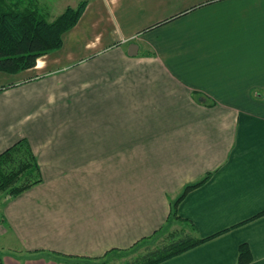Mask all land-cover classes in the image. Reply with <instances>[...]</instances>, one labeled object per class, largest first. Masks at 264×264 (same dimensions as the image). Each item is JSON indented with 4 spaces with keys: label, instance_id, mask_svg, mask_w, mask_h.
I'll list each match as a JSON object with an SVG mask.
<instances>
[{
    "label": "crops",
    "instance_id": "obj_1",
    "mask_svg": "<svg viewBox=\"0 0 264 264\" xmlns=\"http://www.w3.org/2000/svg\"><path fill=\"white\" fill-rule=\"evenodd\" d=\"M63 40L0 72V154L27 139L42 171L3 200L0 264L131 249L203 179L176 212L210 239L161 264H264V0H89Z\"/></svg>",
    "mask_w": 264,
    "mask_h": 264
},
{
    "label": "trees",
    "instance_id": "obj_2",
    "mask_svg": "<svg viewBox=\"0 0 264 264\" xmlns=\"http://www.w3.org/2000/svg\"><path fill=\"white\" fill-rule=\"evenodd\" d=\"M87 6L88 0H83L76 8L68 7L61 16L50 22L32 3L0 0V72L18 74L33 69L41 57L61 49L64 35L79 23ZM205 180L187 186L174 202L170 220L176 218L181 221L183 226L180 230L167 233L156 247H149L143 255L120 264H161L207 242L210 238L200 237L195 225L179 217L176 212L187 194ZM41 182V167L29 140L21 139L0 154V194L16 197ZM152 238L143 242H151ZM138 246L112 250L102 258L86 259L85 264H95L106 258L114 260ZM252 261L250 246L242 244L238 264H251Z\"/></svg>",
    "mask_w": 264,
    "mask_h": 264
},
{
    "label": "rangeland",
    "instance_id": "obj_3",
    "mask_svg": "<svg viewBox=\"0 0 264 264\" xmlns=\"http://www.w3.org/2000/svg\"><path fill=\"white\" fill-rule=\"evenodd\" d=\"M81 1L83 0H25L26 3H32L33 6L38 8L40 13L50 22L55 21L68 7L76 8ZM4 198L5 195L0 194V207H2ZM171 219L172 220H170V223L164 227V230L157 234V236L154 237L151 242H143L137 248L114 260L111 258H106L104 260L95 262V264H102L106 262H108V264H120L123 262L132 261L138 256L143 255L146 253L147 248L156 247L163 240L167 233L180 229L181 226L179 222L181 221L177 220L176 218Z\"/></svg>",
    "mask_w": 264,
    "mask_h": 264
}]
</instances>
